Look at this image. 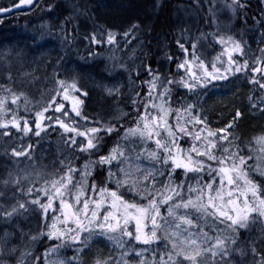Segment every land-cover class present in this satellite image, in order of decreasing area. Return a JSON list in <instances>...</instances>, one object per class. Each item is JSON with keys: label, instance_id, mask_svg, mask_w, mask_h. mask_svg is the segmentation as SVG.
<instances>
[{"label": "snow or ice", "instance_id": "1", "mask_svg": "<svg viewBox=\"0 0 264 264\" xmlns=\"http://www.w3.org/2000/svg\"><path fill=\"white\" fill-rule=\"evenodd\" d=\"M18 3L32 4L33 0ZM225 6L233 13L248 7L241 0H230ZM6 11L0 8V13ZM212 19L219 23L215 13ZM260 22L264 23V14ZM137 27L133 24L123 33L104 28L102 32L89 33L90 42L116 46L118 35L128 38ZM210 35L222 46V52L206 61L204 53L198 51L206 43V35L186 38L182 32L185 43L175 42L180 55L166 57L175 61L178 76L141 64L149 79L136 85L146 87L143 96L134 91L129 99V107L137 113L130 126L122 123L127 113L106 120L83 115L81 96H87V92L75 77L66 80L57 76L50 98L39 110L29 108L30 103L37 102L30 101L24 92L12 91L11 84L0 86V127L10 132L9 126H14L21 133L34 131L38 136L42 130L58 126L67 136L64 142L87 157L79 166L66 159L60 161L61 170L31 174L35 179L26 188L23 184L30 175L27 172L23 179L14 176L4 181L25 193V198L0 205V215L7 219L35 208L43 223L29 239L46 235L57 241L44 250L43 264H80L79 257L61 258L59 251L66 244L76 246L77 251L86 250L90 241L100 237H106L120 252L116 256H97L92 264H131L129 254L136 257L135 264H235L234 256L249 254L250 264H264V248L240 239L241 230L247 231L250 223L264 220V183L254 179L259 173L264 181V134L253 137L252 143L234 142L238 138L229 131L235 127L234 119L223 127L212 128L206 112L199 107L198 95L214 81L226 83L229 76L245 72L251 73L249 80L264 93V47L249 69L242 39L232 34ZM233 53L240 59H234ZM221 55L226 56V62L221 61ZM173 85L195 95V102L180 97L174 103ZM118 90V86L106 89L110 93ZM21 97L24 116L7 106L11 100L18 107ZM252 100L250 97V103ZM253 106L264 111V97ZM235 112L238 117L239 109ZM120 129L123 132L119 139L125 144L116 143L104 151L107 138ZM30 147L10 151L22 156ZM97 167L105 173L100 185L88 179ZM176 175L181 179L177 180ZM134 241L142 246L132 247ZM5 248L17 250L10 240L0 239V252ZM26 257L29 254L25 249L16 264H35L39 260Z\"/></svg>", "mask_w": 264, "mask_h": 264}, {"label": "trees", "instance_id": "2", "mask_svg": "<svg viewBox=\"0 0 264 264\" xmlns=\"http://www.w3.org/2000/svg\"><path fill=\"white\" fill-rule=\"evenodd\" d=\"M166 1V0H165ZM229 1L230 0H226ZM70 0H41L37 7L24 15L18 16L19 19H16V15H13L8 18H2L0 20V27L7 28H18L25 32L26 39L21 40L19 47V52H14V55L10 58L11 66L5 69V84H11L12 91L24 92L30 101L37 102L35 104L30 103L29 108H35V110H39V106L44 104V101L50 98L52 89L56 86V78L57 76L61 79H72L75 77L79 86L86 90L87 96H81V99L84 101L83 105V115L90 116L91 118H99L101 120H106L107 117L120 114L123 115L127 113L122 123L124 126H130L135 121L132 117L136 116V111L129 107V99L132 96L133 92H139L141 96H143L144 92L147 90L145 86L137 87L140 81H146L149 79L148 74L141 68V64L151 65L153 69L159 68L161 73L171 72V74L175 77L178 76L179 73L175 70V61H169L166 59L167 56H179L180 49L175 43L178 38L168 37V40L165 43V47L160 49L157 53H155L153 45H142L137 41L135 35H132L128 38H124L123 36L118 35L116 46H111L108 44L103 45H93L90 42L89 34L81 35V29L76 20L65 22L63 19L59 21V23H54L51 19L47 17V15L52 11L59 12L61 8L68 6ZM121 3H136L131 0H121ZM167 3L163 4L161 7L156 9L154 5H150L153 9L158 11H164V7L169 5L172 7L175 18L181 17L184 21V11L180 10L182 5L171 3L170 1H166ZM241 2L246 3L248 7L233 13L229 21L220 26L219 23H215L212 19V13L214 10V6L216 5V0H196L193 2V5L199 8H207V11L204 13L203 23L208 28L203 29L202 27H198L196 23H191L188 25L184 36L186 38L195 37L200 33H204L206 35V43L203 44V47L198 49V51H202L204 53L203 57L206 61L215 57L217 53L222 52V46L211 39V33L216 32V34H232L237 39H242L244 44L246 45L247 38L249 39L251 35L249 31L244 28V24H248L249 20L254 16L264 14V0H241ZM18 0H4V7L10 8V5H16ZM76 5V1H74ZM48 4H51L52 7H47ZM212 4V12L209 11V5ZM93 3H88L85 8L83 2H79V6H76L70 14L72 16H77L82 13L84 9L93 7ZM45 15V17H44ZM1 17V13H0ZM13 17V18H12ZM17 21V25H12ZM186 22V21H184ZM11 23V24H10ZM201 24V26H203ZM254 27L251 25V28ZM129 28V27H128ZM128 28L122 30L120 27H112L114 31L118 33H123ZM250 29V28H249ZM12 30V29H11ZM104 30V29H103ZM102 30V31H103ZM99 29H95L92 32H102ZM44 38L43 42L46 46H50L52 52L42 61L35 63V69L31 71L25 70L27 73L26 76L23 75V72L26 66L30 65V62L27 61V58L32 56L33 54L38 55L33 52L34 49L39 50V47H43V42L40 43L39 40ZM99 39V35L97 37ZM81 39L85 43V47L80 48L79 43L77 41ZM181 43H185V40H180ZM98 52L99 55L89 56L88 53ZM245 51V50H244ZM70 52H78L81 53L82 59L89 63L94 60H102L104 59L106 68L109 67L108 71H111L115 74V78H111L104 82H98L94 80L91 84L93 86H89L83 76L80 74L73 72L68 68V64L71 62V59L68 58ZM145 53L147 55H145ZM246 53V52H245ZM235 59L239 60V54L234 53ZM246 58V55L244 57ZM163 61V65L159 64V60ZM221 61H223V55H221ZM226 60V59H225ZM224 60V62H225ZM13 61V62H12ZM217 67H220V64H217ZM250 69V64L248 65ZM4 73V72H3ZM9 73L11 77H9ZM120 73L121 76L116 78V75ZM246 73V72H245ZM257 75V74H256ZM259 75V74H258ZM8 77V79L6 78ZM119 78H126L128 83L121 89V91L117 94L119 96H108L113 95L109 94L104 90L103 85L110 82H115V80ZM172 92V100L175 103L178 98L183 97L188 100L195 102L196 96L190 93H187L186 90H181L182 86L173 85ZM204 92L198 93L199 97ZM0 94H3V89H0ZM108 94V95H107ZM252 96V92L249 93V97ZM252 98V97H251ZM253 101L248 103V107L250 113H252L255 118H264V111L260 110L257 107L253 106ZM7 106L12 108L13 110L18 112L19 116L26 115L24 108V99L20 98L19 106L13 104L11 100L7 101ZM204 107V106H203ZM248 111V110H247ZM243 117L244 112H242ZM6 118H10V114H4ZM70 115H74L70 113ZM29 123H33L32 115H29ZM209 123V122H208ZM224 122L217 123L215 126L210 124L212 128L222 127ZM9 129H5L0 127V205H10L14 203L15 200H23L25 198V193L20 192L19 195H15L13 199L8 201V196L16 191V187L11 183L5 184L4 181L8 180L10 177L20 176L22 179L24 178V174L29 173V177L27 181L23 184V187H27V184L35 179L34 173L47 174L49 173L46 168H43L44 171H40L38 168L42 167L39 164L40 159L38 160L35 151H32V147L35 146L38 142L43 140L51 139L55 141L54 146V155L58 159V162L52 167H58L61 170L60 161L66 159H72L74 163L79 166L84 159L87 157L83 156L79 151H76L72 148L70 144H66L64 141L67 139V136L62 134L61 129L58 126L51 127L50 129H44L37 136L34 131L28 133H21L18 129H15L14 126H9ZM242 130V133L239 135H235L238 138V141L242 144L252 143V138L248 141L242 139V134L245 130ZM123 129H120L119 132H115L110 135V137L106 140V147L104 151H107L108 148L112 147L113 144L120 143L121 145L125 144V141L119 139L122 135ZM5 133H8L7 135ZM264 134V133H262ZM258 134L256 136H259ZM254 136V137H256ZM29 152L23 154L22 156H15L11 153V148H17L18 151H21V146L28 147ZM151 146V145H149ZM254 148H257L258 145L253 144ZM56 170V169H55ZM105 173L97 170L94 172L93 176L88 178L89 181L95 180L97 185H100ZM45 178H48L45 175ZM177 180L181 179L180 175H176ZM79 179V177H77ZM189 180L194 182L193 177H189ZM203 179L207 180L208 177L205 176ZM260 183H264L261 181L260 174L257 173L254 176ZM12 186V187H11ZM107 186L111 187V184ZM123 194V193H122ZM35 219V223L37 228L33 230L32 227L25 226V223L28 219ZM264 225V220H261ZM19 223L20 228L15 227V225ZM43 221L40 218V214L37 209L29 208L27 211L18 213L15 216L5 219L2 215H0V230L2 228H8L12 231H16L17 233L23 234L27 245H30L32 248L31 253L28 258L39 257V260H35V264H43L44 259V250L48 248L52 244H56V240L49 239L46 235L39 236L36 240H30L29 238L38 233L40 231L41 225ZM26 227V228H25ZM32 229V230H31ZM264 238V237H263ZM240 239L251 240L256 242V247L258 249L264 248V239L252 240L248 235L247 231L241 230ZM25 241L22 243L24 244ZM140 242H133L132 247H141ZM105 248V240L103 237L94 238L90 241V247H87L86 250L77 251L76 246L71 244H66L64 248L59 251V255L71 257L76 256L81 260L80 264H89L87 261H90L92 264L93 259L97 256H116L119 254V247L113 246L110 251L104 250ZM34 254V257H33ZM18 255V254H17ZM129 256H133L129 254ZM132 260V257L128 258V260ZM235 264H250L251 255L249 254L246 257H241L236 255L233 257ZM13 264H16V259L11 261Z\"/></svg>", "mask_w": 264, "mask_h": 264}, {"label": "bare ground", "instance_id": "3", "mask_svg": "<svg viewBox=\"0 0 264 264\" xmlns=\"http://www.w3.org/2000/svg\"><path fill=\"white\" fill-rule=\"evenodd\" d=\"M74 1H76V5ZM120 1L121 0H70V3L68 2V6L61 8L59 12L51 10V12L53 13H50V15L48 14L47 17L56 24L59 23V21H61L62 19L65 22H68V20H76L81 29V35L89 34L96 28L100 31H102L104 28L112 27H120L122 30H124L128 27H132L133 24H138V27L134 29V35L136 36L137 41L142 45L152 44L155 53L165 47V43L168 40V37L170 38L171 35L173 36V39L178 38V40H182V32L184 34L186 32V29L188 28V25L193 22L196 23L200 28H208V26L202 24L204 22V13L207 11V8H199L193 5V2L196 0H166L173 3V6H175L176 4L182 5L180 10L184 11V21L186 22H184L183 18L181 19V17L177 16L175 18L174 11L169 5H166L164 7V11L156 10L163 4L167 3L165 0H131L136 2L134 4L121 3ZM79 2H83L85 8L87 7L88 3H93L94 6L84 9L82 13L77 16H72L70 13L74 11L73 9L76 6H79ZM149 4H155L154 6L156 7V9H153ZM13 15H16V19H19L18 16L24 15V13L16 12L13 14H9L6 17L8 18ZM260 20L261 16L254 15L249 20V23L247 25L244 24V28L247 29V31H249V34L251 35V37L248 39L251 43H255L258 37L264 35V23H261ZM224 21L225 23H223V25H225L229 21V19H224ZM201 24L203 26H201ZM12 25H17V21ZM251 25L254 27L251 28ZM25 39V32L21 29H14L9 26L7 28L0 27V43L5 46H11V57L14 55V52L20 51L19 44L21 40L24 41ZM43 40L44 38H41V40H39L40 43H42ZM77 43H79L78 45L80 48L86 46L84 41H82L81 39H79ZM42 45L43 47H39V50L34 49L33 52L39 54V51L42 48H47L48 50H50V52H52L50 46H46L44 42ZM244 50L246 52V58L249 60L250 67H253L252 61L254 60L247 54L246 48ZM252 51H254V46L249 47L250 54H252ZM260 55L262 54L260 53L256 56ZM68 58L71 59V62L68 64V68H70L71 71L83 76V79L89 86H93V84L91 83L94 80L98 82H104L111 78H115V74L111 71H108L109 67L106 68L104 59L100 61L94 60L93 62L87 63L82 59L81 53L78 52H70ZM233 58L235 59L234 53ZM158 63L163 65V61L161 59ZM250 74L251 73L247 72L242 73V75L246 76ZM120 76L121 74L118 73L116 75V78ZM121 81H123V84L128 83L126 78H119L115 80V82ZM243 87L245 88V84ZM250 92H252L251 97L253 98V101H257L260 97H264V93L260 91L258 95L257 90L254 87H251V89L248 91V94L246 92L244 93L247 95V97H249ZM243 99L244 98L237 99V103H235L237 106L235 109H239V112H241V114L242 112H244V114L246 112V115H244V117L242 114L243 118L241 119V128L245 130V132L242 134V139L248 141L254 136L264 133V118H255V116L250 113L247 99L245 98V101H243ZM223 118L224 117H222V119ZM225 119L226 120L224 121L228 120L227 118ZM239 129L236 132V135H239L240 137L242 130Z\"/></svg>", "mask_w": 264, "mask_h": 264}, {"label": "rangeland", "instance_id": "4", "mask_svg": "<svg viewBox=\"0 0 264 264\" xmlns=\"http://www.w3.org/2000/svg\"><path fill=\"white\" fill-rule=\"evenodd\" d=\"M216 5L213 7V13H215L216 20L220 23L219 25L222 26L223 23H225L224 19H230L233 12L231 9L227 8L225 5L229 3V1L226 0H216ZM4 0H0V8L3 6ZM223 17V19H222ZM7 18V17H6ZM1 20V18H0ZM246 51L247 54L255 60V56L257 54H260V49L264 47V35L257 38L255 43H251L250 40L246 41ZM254 46V51H252V54L249 53V47ZM11 46H5L0 43V86H8V84H5L6 81L5 77V69L11 66ZM50 50L47 48H42L39 51V54L35 56L33 54L32 56L27 58V61L30 62L29 66H26L23 72V75L26 76L27 73L25 70L31 71L32 69L36 70V67L34 66L35 63H38L46 58L49 55ZM262 54V53H261ZM226 59V56L223 55V61ZM13 62V61H12ZM4 72V73H3ZM258 75V74H257ZM8 79V77H6ZM245 84V88L243 87ZM126 84H123V81L121 82H108L105 85H103L104 90L106 91L107 88H112L118 86L119 90L115 93H110L106 91L109 94L108 96H119V93L122 88H124ZM251 87L256 88L257 94L260 93L259 86L257 84L252 83L248 76L242 75V73H235L232 76L228 77L227 82L224 81H214L212 82V85H209L206 87V90L201 95V101L199 103V107L204 109V111L207 114L208 122L209 124H215L224 122L223 124H226L227 121L233 120L235 122V127L229 129L231 132H237L239 129V126L241 124L242 114L240 112V115L237 117L235 113V108L238 98H244L243 101H245V98L247 99L248 103L250 102L249 97L244 93L246 92L248 94V91L251 89ZM0 89H3L0 87ZM239 94V95H238ZM259 95V94H258ZM255 103V102H254ZM204 106V107H203ZM246 114V112H245ZM215 115V116H214ZM222 117H224L222 119ZM225 118H227V121ZM242 127V124L240 126V129ZM239 129V130H240ZM55 141L51 139L43 140L41 142H38L35 146L32 147V151H35V155L39 161V164L42 166L38 168L40 171H44L43 168H46L45 170H48L49 173H54L59 169L58 167H52L58 162V159L56 157H53L54 155V146ZM56 169V170H55ZM12 187V186H11ZM19 195L20 192L16 191L8 196V201L14 198L15 195ZM126 198H131L130 196H126ZM35 223V219H28L25 223V226L32 227V224ZM15 227L20 228L19 223L15 225ZM26 228V227H25ZM33 230L37 228V225H33ZM32 230V229H31ZM5 233L8 235L5 236ZM248 235L250 239L252 240H259L264 237V225L261 220H256L253 223H250L248 226ZM105 240V248L104 250L110 251L113 246H115L111 241H109L106 237H103ZM0 239H8L11 241V245L15 246L17 249L16 251H9L7 248L3 252H0V264H13L11 261L13 259H19L21 251L27 250L28 254L31 253L32 248L30 245H27V242L25 240V237L21 233H17L16 231H12L8 228H2L0 230ZM25 241L24 244H22ZM116 247V246H115ZM18 254V255H17ZM61 258H73L76 256L66 257L59 255ZM132 257V260L129 261L131 264H135L136 257L134 256H128V258ZM26 259V258H25ZM79 262L81 263V260L79 259ZM87 263L90 264V261H87Z\"/></svg>", "mask_w": 264, "mask_h": 264}, {"label": "water", "instance_id": "5", "mask_svg": "<svg viewBox=\"0 0 264 264\" xmlns=\"http://www.w3.org/2000/svg\"><path fill=\"white\" fill-rule=\"evenodd\" d=\"M38 0H33V3L32 4H24V5H20L19 3L9 9L8 11L4 12V15H9V14H13V13H16V12H25L27 10H30V9H33L36 5Z\"/></svg>", "mask_w": 264, "mask_h": 264}]
</instances>
